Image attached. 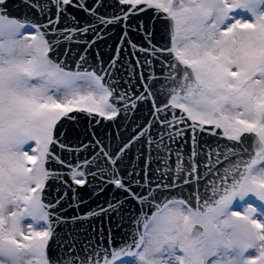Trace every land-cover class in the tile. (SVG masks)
<instances>
[{
  "label": "snow or ice",
  "instance_id": "6c2138e0",
  "mask_svg": "<svg viewBox=\"0 0 264 264\" xmlns=\"http://www.w3.org/2000/svg\"><path fill=\"white\" fill-rule=\"evenodd\" d=\"M14 6L31 16L14 15ZM106 7L0 0V264H264V0ZM70 9L85 14L83 23ZM156 21L162 43L154 42ZM116 26L114 55L91 61L89 49ZM125 65L127 80L117 76ZM140 103L151 105L145 124L133 119ZM82 118L92 127L77 129ZM106 122H129L127 139L98 135ZM204 134L214 147L201 143ZM145 145L143 175L126 171L130 150ZM152 159L160 166L152 169ZM89 176L123 198L60 216L68 193L51 200L50 182L71 188L75 201L72 186ZM126 202L136 214L119 242L111 228L106 238L101 228L100 239L80 241L77 221L115 214L122 228Z\"/></svg>",
  "mask_w": 264,
  "mask_h": 264
},
{
  "label": "water",
  "instance_id": "95a60500",
  "mask_svg": "<svg viewBox=\"0 0 264 264\" xmlns=\"http://www.w3.org/2000/svg\"><path fill=\"white\" fill-rule=\"evenodd\" d=\"M114 0H105V4L107 7L105 9H102L101 11L111 13L113 11V4ZM19 3V0H14V4ZM94 3V0H88V4L91 5ZM71 15H76L78 19L82 20L84 18V13L80 12L77 9H70L69 10ZM12 13L17 16H24L29 15L31 16V12L26 7H20L16 8L15 6L12 8ZM144 20L145 27H151L149 18L147 16L141 17ZM69 25H71V21H67ZM134 26L138 25V19L130 21ZM121 35V29L119 26H116L115 28H112L107 35H105L104 39L97 40L96 45L93 46V48L89 49L88 56L89 59L93 62H95V56L96 53L99 52L100 56L103 58L105 62L109 61L110 58L114 55L115 49L119 43ZM164 35V24L160 21L155 22V41L157 43H162V37ZM131 38L136 43H142L143 37L142 34L131 32L130 33ZM89 40L92 39L91 36L87 37ZM74 49H77V51L82 50L84 47L83 45L77 46L72 45ZM130 51V49H129ZM123 55V54H122ZM127 65H125L124 68H121L119 73H117V76H123V80L129 79V76L126 71ZM159 71V69H157ZM122 82V81H121ZM127 87V85H125ZM151 118V105L148 103H140L137 107V110L133 114V119L140 123L145 124L149 119ZM111 125V122L102 123L101 125L95 126L98 135L104 137L107 139L106 133H112L113 136H115V133L117 131L120 132L122 136L127 139L128 137V131H126L127 128H129L131 125L129 122H126L123 127H115V126H109ZM92 127V125H88L87 122L82 118L79 122V124L76 125L77 129L83 128V127ZM72 136V144L73 146H77V140H76V133H71ZM81 139H88L81 137ZM185 139H188L186 136ZM202 144H207L209 146H215L216 145V138L208 136L207 134H204V138L201 141ZM220 143H224V141H220ZM173 149L177 147V145H172ZM184 151L188 152L190 149V141L188 144H184ZM148 147L145 145L143 148L139 147H133V149L130 150L129 155L127 159L125 160V164L128 166L126 171H131L133 169V166H135V171L141 172V169L144 166V163L148 161L150 158L148 156L149 153ZM85 155L87 153H84ZM65 157H67V153L64 154ZM153 153V157H154ZM139 157V158H138ZM159 165V162H157L155 159L151 160L150 167L152 169L157 168ZM141 175L143 173L141 172ZM67 179V177H65ZM89 183L86 184L84 187L80 188L75 185L72 187H76V200L73 201V193L71 191V188H66L62 184H57L56 182H50L51 187L48 190V196L51 200H54L56 197L63 195V193L66 191L68 193L67 197L64 201H62L61 205L58 206L60 211L58 214L62 217L69 218L72 216H84L87 213L93 211L94 209L98 210L99 207H107L109 201L115 202L117 199L123 198V193H120L119 191H113L111 189V186H104L103 181L99 178L93 179L91 176L88 177ZM103 187V191H100V189ZM59 189V191H57ZM78 204V206H76ZM73 205V206H69ZM123 215H124V223L122 228H117L116 225L118 223V218L115 217V214H113L112 218L107 217H91L88 220L84 221H77L76 223V229L77 234L79 236L80 241L86 242L87 239H92L93 242L100 239L98 233L100 232L101 228L104 231L105 238L107 237L108 229H112V234L115 237L116 241H120V237L124 235L125 230L129 227V221L133 218V216L136 214V206L130 205L127 202L123 205ZM57 231L61 234L63 237L67 229L64 228L63 225H61ZM53 251H55V246H53Z\"/></svg>",
  "mask_w": 264,
  "mask_h": 264
}]
</instances>
